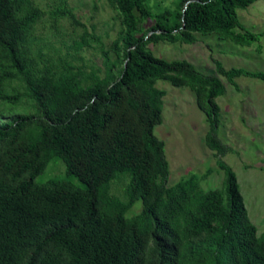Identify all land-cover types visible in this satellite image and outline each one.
Returning a JSON list of instances; mask_svg holds the SVG:
<instances>
[{
	"label": "trees",
	"instance_id": "trees-1",
	"mask_svg": "<svg viewBox=\"0 0 264 264\" xmlns=\"http://www.w3.org/2000/svg\"><path fill=\"white\" fill-rule=\"evenodd\" d=\"M255 1L198 0L183 12L187 0H107L119 19L115 38L105 45L84 30L71 44L61 39L63 51L37 33L46 12L35 0H0V264H264V232L232 168L218 159L221 189L203 190L196 174L168 185L165 144L154 134L163 78L193 91L208 122L205 146L226 154L219 76L264 83V71L214 60L215 73L204 74L148 48L193 44L196 34L249 46L260 33L243 26L237 9ZM50 16L55 30L64 20L80 24L63 3ZM89 48L101 65L82 55ZM52 159L63 161L65 176L35 182ZM115 180L126 181L120 195Z\"/></svg>",
	"mask_w": 264,
	"mask_h": 264
},
{
	"label": "rangeland",
	"instance_id": "rangeland-1",
	"mask_svg": "<svg viewBox=\"0 0 264 264\" xmlns=\"http://www.w3.org/2000/svg\"><path fill=\"white\" fill-rule=\"evenodd\" d=\"M46 12L43 21L37 25V33L46 36L55 46H62L61 39L71 44L84 31L98 35L105 45L115 38L119 29L117 12L107 0H35ZM61 3L72 9L79 25L64 20L63 28L51 27L50 13ZM171 5V0H151V4ZM244 27L260 33L256 42L249 46L235 45L222 40L216 34H196L193 44L179 42H157L148 44L152 53L166 60L185 59L200 72H214V60L225 68L242 67L248 70L264 71V0H257L244 9H237ZM149 20L144 26H149ZM66 51V46H62ZM89 63L101 65L97 49L82 52ZM225 92L216 98L220 107L219 138L231 151L217 156L208 149L204 137L208 122L197 107L193 91L186 87L173 86L167 79H158L155 86L165 90L163 97L162 123L155 126L154 134L165 144V156L169 164L168 185L182 178L196 174L200 187L205 190L223 188L224 172L218 166V159L226 162L234 171L244 206L258 235L264 232V83L257 78L239 76L234 84L219 76ZM205 175V176H202ZM65 176V164L52 159L44 171L35 177V182ZM80 185L77 179H71ZM126 181L115 180L112 191L120 195ZM142 203L133 209L138 211ZM132 209V210H133Z\"/></svg>",
	"mask_w": 264,
	"mask_h": 264
},
{
	"label": "water",
	"instance_id": "water-1",
	"mask_svg": "<svg viewBox=\"0 0 264 264\" xmlns=\"http://www.w3.org/2000/svg\"><path fill=\"white\" fill-rule=\"evenodd\" d=\"M193 1H198V0H187L186 4H185V6H184L183 12H185V10H186L188 4L191 3V2H193ZM151 33H152V31L149 32V34H151Z\"/></svg>",
	"mask_w": 264,
	"mask_h": 264
}]
</instances>
